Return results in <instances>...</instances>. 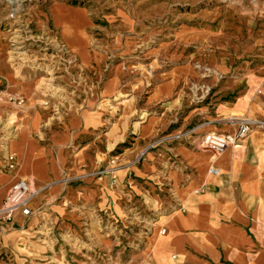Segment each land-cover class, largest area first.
Returning a JSON list of instances; mask_svg holds the SVG:
<instances>
[{
  "label": "rangeland",
  "instance_id": "1",
  "mask_svg": "<svg viewBox=\"0 0 264 264\" xmlns=\"http://www.w3.org/2000/svg\"><path fill=\"white\" fill-rule=\"evenodd\" d=\"M195 1L0 0V61L13 73L0 89L25 99L22 119L14 112L2 122L1 141L19 131L28 135L27 123L39 114L34 157H62L60 181L67 186L88 189L105 178L123 194L103 206L84 190L77 198L65 192L46 201L36 183L34 216L0 222V264H143L150 237L185 201L180 184L151 178L142 182L143 194L133 193L131 166L155 152L166 162L161 178L173 171L188 181L190 168L174 147L191 140L193 151L208 154V164L212 157L200 145L203 133L180 131L177 122L143 139L150 118H184L222 80L219 49L186 40L182 30L202 18V9L221 6L264 20V0ZM225 60L241 67L252 57ZM168 83L170 93L158 91ZM73 120L75 131L60 145L57 137ZM72 166L80 170L72 173Z\"/></svg>",
  "mask_w": 264,
  "mask_h": 264
},
{
  "label": "crops",
  "instance_id": "2",
  "mask_svg": "<svg viewBox=\"0 0 264 264\" xmlns=\"http://www.w3.org/2000/svg\"><path fill=\"white\" fill-rule=\"evenodd\" d=\"M201 15L202 18L182 30V35L186 40L219 49L217 54L224 59L217 64L222 80L215 84L213 95L198 102L184 118H150L143 139L159 130H168L176 122L180 131L191 129L199 135L210 130L232 133L243 118L240 115L264 120V30L259 29V24L264 26V20L258 22L247 17L239 7L202 9ZM235 54L252 57V61L234 67L225 59ZM12 77L6 60L0 61V86L5 78ZM172 88V83H168L158 91L170 93ZM14 112L21 119L24 116L20 107L0 101V206L15 179L27 173L36 177L37 182L32 179L34 186L37 183L44 188L40 197L43 194L46 201L60 198L65 192L68 197L77 198L81 190L88 198L96 199L99 206L123 199L119 189H110L105 178L94 179L87 185L88 189L82 185V189L67 186L60 181L64 174L62 157L59 160L34 157L33 140L41 124L39 114H34L27 123L28 135L19 131L17 138L1 141L6 130L2 122ZM69 124L57 137L60 145L70 137L69 129L75 131L77 122L73 120ZM190 143L191 140H185L174 147L181 161L190 168L188 181L183 173L173 176V171L161 178L162 164L166 162L155 152L144 162L131 166L135 180L131 183L133 193L143 194L146 189L142 182L151 178L172 188L180 184V195L185 201L184 208L168 215L160 226L166 228V233L156 230L150 237L143 264H264V128H254L216 160L211 157L209 164L208 154L193 151ZM8 151L17 159V165L12 168L6 158ZM213 163L221 168L218 177L208 173ZM71 169L72 173L80 170L77 166ZM169 188L165 187L168 193L173 190ZM196 188L200 189L197 193ZM23 218L17 212L11 222L20 224Z\"/></svg>",
  "mask_w": 264,
  "mask_h": 264
},
{
  "label": "built area",
  "instance_id": "3",
  "mask_svg": "<svg viewBox=\"0 0 264 264\" xmlns=\"http://www.w3.org/2000/svg\"><path fill=\"white\" fill-rule=\"evenodd\" d=\"M12 102L15 106L21 107L25 103V99L21 95H15L8 90L0 89V101ZM238 126L233 133H222L215 130L204 132L200 138V145L212 152V159L216 160L229 147L235 145L238 141L246 138V136L255 127L264 128V120L255 118H241L238 120ZM7 161L9 167L17 165V159L14 153L8 151ZM208 173L211 176H220L221 168L214 163L209 167ZM34 182L29 177L17 178L6 194L2 206H0V221H12L17 212H21L24 217L32 215L33 210L30 207L32 199L35 197ZM196 189L195 192H199ZM162 233H166V228L161 229Z\"/></svg>",
  "mask_w": 264,
  "mask_h": 264
},
{
  "label": "bare ground",
  "instance_id": "4",
  "mask_svg": "<svg viewBox=\"0 0 264 264\" xmlns=\"http://www.w3.org/2000/svg\"><path fill=\"white\" fill-rule=\"evenodd\" d=\"M28 128V127H27ZM233 133V132H232ZM35 194H36V191L34 190Z\"/></svg>",
  "mask_w": 264,
  "mask_h": 264
}]
</instances>
